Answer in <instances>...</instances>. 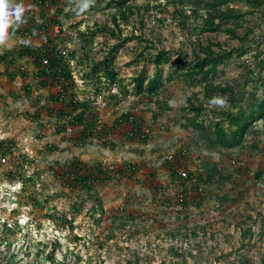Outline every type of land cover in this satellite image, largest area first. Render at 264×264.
Returning a JSON list of instances; mask_svg holds the SVG:
<instances>
[{
    "label": "rangeland",
    "instance_id": "rangeland-1",
    "mask_svg": "<svg viewBox=\"0 0 264 264\" xmlns=\"http://www.w3.org/2000/svg\"><path fill=\"white\" fill-rule=\"evenodd\" d=\"M182 1L185 4L186 26H181L174 14L175 5L165 0H129L127 5H130L133 14L119 24L121 36L131 37L118 48L115 60L129 95L110 98L106 106L97 111L98 118L102 123L111 125L120 113L131 111L141 118L143 127L149 129L145 140L125 138L120 130H112L107 134V142L94 137L78 146L74 141L77 129L58 133L54 119L49 118L44 110L41 113L43 126L38 127L37 122L27 118L24 112L41 109L40 106L46 104V90L34 88L27 98L17 84H11L2 74L4 66L0 64V137L12 138L18 149L35 161L34 165L24 169L28 174L36 171L33 174L35 183L27 184V188L40 202V205L33 206L25 204L24 197L17 193L19 183L6 179L3 171L7 166L0 165V227L4 220L10 224L15 217L19 220L15 233L8 237L9 248L6 242L0 243V264H48L43 256L36 261V248L25 244L49 242L56 238L60 242L55 252L56 260L62 261L63 255L67 254L66 264H73L74 254L68 252L71 249L78 252L84 261L90 257L95 259L94 264H123L132 251L147 255L141 264H170L177 260L181 264H241L240 258L245 260V264H264V173L260 178L254 176L260 164L264 167V123L261 120L255 122L238 147L210 146L199 130L185 120L190 115L187 111L188 99H205L200 84H188L178 76L165 80L159 95L165 100L162 106L131 94L130 78L142 66L148 75L154 71L153 63L139 58L141 50L144 53H153L155 48L181 50L188 53V59H192V51L201 53L204 46H210L214 51L231 48L236 46L238 39L224 30L228 25L239 33L249 27L253 37L249 42L250 53L256 49L260 52L259 58H264V18L261 15L246 13L238 24L233 20L217 31H202L199 27L201 12L196 10L195 4L201 0ZM57 3L67 13L62 17L61 36L69 48L77 49L78 55L83 41L71 25L80 23L79 29L83 30L93 27L94 23L112 27L111 16L124 9L110 4L111 0H94L84 11H79L77 7L80 0H57ZM22 5L27 7L28 1L25 0ZM233 5L241 11L246 10L243 4ZM58 28L54 26L50 35L56 37ZM116 42V37L102 30L97 31L89 56L99 58L107 47ZM147 43H152L154 48L150 46L143 50ZM13 46H18V37L7 36L4 44H0V53ZM18 63L31 72L30 63L24 60ZM78 65V60L73 61L76 77H79ZM240 69L238 60L231 59L223 70L218 71L215 79L218 82L229 81L239 75ZM168 71V65H163L164 77ZM77 79V94L91 93L92 89ZM182 147L188 150L186 159L190 171L199 172L214 165L220 174L212 183L205 185L206 192L199 205L191 200L190 190L186 196L187 206L176 208L173 196L168 199V204L163 203L159 195L153 197L145 181L148 183L153 173L156 183L167 184L170 174L165 160ZM74 156L86 162L99 161L107 167L119 166L124 161L137 164L140 168L136 176L103 182L95 190L105 210L119 208L126 202L139 216L126 219L125 225L128 226L125 228L111 214H104L97 224L87 211L92 201L86 194L63 186L49 170L56 161L63 163ZM232 159L235 162H231ZM239 166L241 171L234 176ZM233 183L239 186H233ZM80 200L85 202L76 212L71 205ZM47 215H53L54 222ZM63 217L73 218V229L63 228ZM33 223L41 224L36 229ZM130 225L138 231H132ZM247 228L251 229L252 235L243 238L241 232Z\"/></svg>",
    "mask_w": 264,
    "mask_h": 264
},
{
    "label": "trees",
    "instance_id": "trees-1",
    "mask_svg": "<svg viewBox=\"0 0 264 264\" xmlns=\"http://www.w3.org/2000/svg\"><path fill=\"white\" fill-rule=\"evenodd\" d=\"M24 1L15 0L18 4H22ZM26 1H28V5L24 7L25 12L21 18L23 22L18 28L9 27L7 30V36L18 37V46H13L0 53V64L4 66L2 74L11 84L19 83L17 84L18 89L22 90L27 98L31 96L34 88L46 90L44 96L46 104L43 103L40 106L41 109L37 108L32 113L25 111V116L37 122L38 127L41 128L43 126L41 113L44 110L49 118L54 119V127L58 133H67L71 132L72 129H77L78 135L74 141L78 146L86 144L94 137L99 138L101 142H107V134L114 130H120L125 138L138 137L145 140L149 129L143 127L139 116L131 111H125L120 113L111 125H106L99 120L98 112L87 94L79 96L76 91L77 78H79L88 89H92L91 93L88 94L108 90L110 85L114 83L121 95H129L128 86L120 77L115 66L118 48L131 38L130 36L122 37L119 26L120 21L126 22L133 14L130 5H127L129 0H111L110 4L124 8L111 16L112 27L94 23L93 27L83 30L79 29L80 23L75 22L74 25H71L75 29L76 35L83 41L80 55H78L77 49L69 48L66 40L61 36L63 32L62 17L67 13L58 6L57 0ZM165 1L175 5L174 14L177 15L181 26H186L184 2L182 0ZM195 4L196 10L201 12V25L199 27L202 31H217L222 25L233 20L238 24L239 19L246 13H256V15H261L264 18V0H201L196 1ZM233 4H243L246 10L241 11ZM54 26L59 27L56 37L50 35ZM99 30L116 37L117 42L107 47L106 51L95 59L91 58L89 53L91 42ZM224 30L238 39L236 46L219 51H214L210 46H204L201 48L203 51L201 53L196 50L192 51V59H188V53L181 50L155 48L153 53H144L141 50L138 55L139 58L153 63L154 71L148 75L142 66L130 78L132 82L131 94L140 99L145 98L147 101H153L157 106H162L165 100L160 99L159 95L165 80L178 76L186 80L188 84H200L205 99L199 101L188 99L187 111L190 115L185 120L199 130L203 140L210 146L235 148L242 144L255 122L261 120L264 123V58H259L260 52H257L256 49L250 53L249 42L253 37L250 35L251 29L249 27L241 29V33L236 32V29L230 25ZM136 38H140V36ZM38 39L39 41L36 42ZM150 46L152 47V43H147L142 49L146 50ZM173 55L175 57H172ZM246 55L251 56V60ZM234 58L238 60V66L241 68L239 75L229 81L218 82L215 79L218 71L223 70V66ZM20 60L30 63L31 72L24 65L18 63ZM75 60H78L79 64L77 66L79 77H76L72 66ZM85 61H87V65H84ZM165 64L168 65L169 71L164 77L163 65ZM255 68L256 71H254ZM38 97L35 99L36 101ZM117 97H119L117 94L109 93L106 101L108 103L110 98L119 99ZM214 99L223 100L224 103L222 105L214 104L212 103ZM66 127H70L71 130L67 131ZM187 154L188 150L185 147L169 154L165 160L170 174L167 184L156 183L152 178L153 173H150L151 179L148 183L144 180L145 186L151 189L153 197L159 195L163 198V203L168 204V199L173 196L176 208L187 206L186 196L190 190L192 192L190 194L191 200L199 205L206 192L205 185L212 183L220 174L214 165L203 168V171H190L187 166ZM2 158L4 161H0V165L5 164L7 166L3 171L4 177L19 183L17 193L24 197L25 204L40 205L38 199L27 188V184L35 183L33 174L36 171L28 174L24 169L25 166L34 165L35 161L20 151L12 138L4 136L0 137V160ZM231 162H235V159H232ZM139 168L137 164L130 161L119 163V166L107 167L102 162H86L74 156L63 163L56 161L55 166L50 167L49 170L63 186L79 189L86 194L88 199L92 201L87 211L97 224L100 223L104 214H111L113 219L118 218L120 225L125 228L128 226L125 225L126 219H134L135 216H139V213L132 211L126 202L119 208L105 210L95 187L103 182L136 176ZM241 168L240 166L236 168L234 176H238ZM180 169L186 172L185 177L179 174ZM262 173H264V167L260 164L254 172L255 178H260ZM233 186L239 185L233 183ZM84 202V200H80L72 203L71 206L76 212H79ZM47 217L52 218L54 222L53 215H47ZM62 222L63 228L73 229L72 217L69 219L63 217ZM33 224L37 229L41 223ZM18 226V217H15L13 224L4 220L0 227L2 238L0 243L6 242L7 248H9L8 237L15 233ZM131 230L138 231L135 226ZM251 235L250 228L243 229L241 232L243 238ZM23 243L25 242L23 241ZM23 243L19 245V248ZM25 245L36 248V261L43 256L48 264H66L68 262L67 254L63 255L62 261L56 260L55 252L60 247L57 238L49 242L40 241L39 243L38 241L32 244L27 242ZM169 249L173 251L172 247ZM68 252L74 254L73 264H94L95 262V259H91V257L84 261L81 255L72 249ZM139 254L141 253L132 251L130 256L125 257L123 264H141L147 255L142 253L143 255L140 256ZM12 257H14L13 254ZM244 261L242 258L239 259L241 264H245ZM170 264H181V262L177 260Z\"/></svg>",
    "mask_w": 264,
    "mask_h": 264
},
{
    "label": "clouds",
    "instance_id": "clouds-1",
    "mask_svg": "<svg viewBox=\"0 0 264 264\" xmlns=\"http://www.w3.org/2000/svg\"><path fill=\"white\" fill-rule=\"evenodd\" d=\"M93 3L94 0H80L77 7L79 11H84ZM24 12V6L16 3L15 0H0V44H4L7 39V30L9 27H13L14 29L18 28L20 23L23 22L21 18ZM212 103L222 105L224 101L214 99Z\"/></svg>",
    "mask_w": 264,
    "mask_h": 264
},
{
    "label": "built area",
    "instance_id": "built-area-1",
    "mask_svg": "<svg viewBox=\"0 0 264 264\" xmlns=\"http://www.w3.org/2000/svg\"><path fill=\"white\" fill-rule=\"evenodd\" d=\"M109 93L117 94L118 96H120V93L118 91L116 84L113 83L110 85L108 90H102L101 92L96 93V94H87V97L91 100L95 109L98 111V110H101L104 106H106L107 104L106 97H107V94ZM66 130L70 131L71 128L66 127ZM1 160L4 161L3 158ZM178 172L182 177L186 176V172L184 170L180 169Z\"/></svg>",
    "mask_w": 264,
    "mask_h": 264
}]
</instances>
